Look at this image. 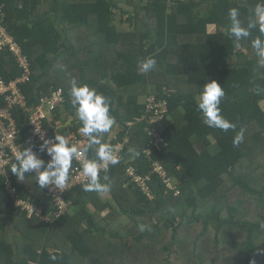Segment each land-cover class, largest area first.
<instances>
[{"label": "trees", "instance_id": "trees-1", "mask_svg": "<svg viewBox=\"0 0 264 264\" xmlns=\"http://www.w3.org/2000/svg\"><path fill=\"white\" fill-rule=\"evenodd\" d=\"M123 1L133 6L120 8L127 13L129 31H119L114 23L120 0H0L1 24L28 59L29 79L20 83L27 105H36L54 89L64 91L62 108L44 122L50 133L78 134L82 126L69 97L71 79L76 78L109 99L119 129L113 136L111 130L104 134L102 142L124 143L120 163L99 174L110 191L85 192L83 184L76 185L67 194L69 209L48 222L15 207L0 176V264H142L124 262L139 258L136 246L154 252L142 259L147 264H217L219 250L228 245L235 248L233 264L256 262L264 240V214L259 220L247 219L246 210L239 212L242 198L228 204V192L239 190L264 210V67L252 47L254 38L264 36L251 29L237 49L227 29L229 9H239L246 27L259 0ZM146 57H154L157 65L143 73L138 61ZM23 72L13 53L0 49L2 78L8 82ZM210 80L223 87L221 114L235 129L225 132L203 123L197 98ZM150 88L166 99L168 122L161 128L163 142L147 156L149 125L138 118L144 113L139 97ZM4 104L0 97V107ZM27 115L14 109L20 141L30 134ZM241 130L244 139L234 146ZM130 149L140 155L134 157ZM93 157L89 150L87 158ZM154 161L174 179L178 194L152 172ZM128 164L150 176L151 195L125 176ZM34 175L25 173L20 181L12 173L11 185L47 213L52 206L46 187L41 189ZM73 205L79 206L77 211ZM139 224L151 231L140 232ZM194 224H202L201 233L189 245H180L181 232ZM209 228L215 232L211 242L203 235ZM165 232L170 242L160 252L158 238ZM237 232L246 239L228 242ZM208 248L213 255L203 262L202 251Z\"/></svg>", "mask_w": 264, "mask_h": 264}, {"label": "clouds", "instance_id": "clouds-1", "mask_svg": "<svg viewBox=\"0 0 264 264\" xmlns=\"http://www.w3.org/2000/svg\"><path fill=\"white\" fill-rule=\"evenodd\" d=\"M230 25L227 34L233 37L234 46L239 49V41L251 35V29L258 28L261 36H264V0L259 2L252 9V17L245 27L239 18V9L231 8L228 12ZM252 47L258 57V64L264 67V39L257 36L252 40ZM139 69L148 73L156 68L157 61L154 57H146L138 61ZM69 91L70 103L76 110V116L81 122L78 129L87 143L80 147L57 131L50 139L44 138L41 134L40 152L46 153L47 161L40 158L31 147L23 148L15 153V163L11 166V172L18 180L23 181L25 173L34 172L35 181L43 189L49 185L64 190L69 179V171L73 160L81 163L82 176L85 178L83 190L85 192L107 193L110 185L100 182V172L108 171L109 166L120 163L117 154L119 149L104 143V134L109 133L115 125V118L110 114V102L103 94L98 93L85 83H79L76 78L71 79ZM225 96L223 87L216 80H210L203 86V90L197 98V106L202 114L203 123L210 128H218L227 132L235 129L236 125L230 122L221 114V100ZM39 131V129H37ZM243 130L233 139V145L239 146L243 141ZM89 150L94 152L92 159L87 158ZM134 157L140 155L139 151L129 150ZM264 227V224L261 225ZM140 232L151 231L145 224H139ZM51 259L55 260L53 255ZM250 264H255L251 261Z\"/></svg>", "mask_w": 264, "mask_h": 264}, {"label": "built area", "instance_id": "built-area-1", "mask_svg": "<svg viewBox=\"0 0 264 264\" xmlns=\"http://www.w3.org/2000/svg\"><path fill=\"white\" fill-rule=\"evenodd\" d=\"M171 1L174 0H169V2ZM3 15L4 13L0 8V16ZM2 48H8L13 53L24 72L21 77H17L8 82L0 75V97L5 101L4 106L0 107V176L5 179L7 192L10 194L15 207L26 212L28 216L36 215L40 220L48 222L64 214L69 209L68 191L76 185L86 182L82 176L81 163L74 160L75 163L69 171V179L64 190L57 189L52 185L46 187L45 196L49 199L52 206V209L47 213L43 212L41 206L19 196L18 190L11 185V166L15 163V153L17 151L27 147H31L34 152L35 149L39 150L40 144L43 143L40 138L41 134L46 139L54 136L50 133V129L44 122L49 121L53 116L54 110L63 105L65 101L64 91L61 88L54 89L49 94L41 96L36 105L29 107L26 96L20 87V83L29 79L28 59L22 53L20 46L16 43L12 35L3 27L0 19V49ZM143 104L144 113L138 120H145L149 125L146 130L149 141L144 149L145 154L149 156L151 147H158L160 142H163L160 124L164 120L167 112V101L164 97L158 96L153 92H148ZM14 109H21L28 112L27 124L30 134L28 137L22 139V141H20L21 131L17 126ZM60 134L66 136L71 143L80 147H83L87 143L86 137L79 133V131V135L73 131L67 132L66 134L60 132ZM123 144V142H118L114 146L119 149L117 153L119 157H121ZM152 172L157 173L163 179L166 186L174 191V194L179 193L178 187L174 184V179L167 175V171L160 162H152ZM29 173L35 174L34 172ZM124 174L134 181L147 195H151L148 188V180L150 178L148 174L143 175L138 173L136 167L132 164L127 165Z\"/></svg>", "mask_w": 264, "mask_h": 264}, {"label": "rangeland", "instance_id": "rangeland-1", "mask_svg": "<svg viewBox=\"0 0 264 264\" xmlns=\"http://www.w3.org/2000/svg\"><path fill=\"white\" fill-rule=\"evenodd\" d=\"M121 2L119 3V8H115L114 9V12H115V15H114V22L117 23V26H119L121 29H129L131 30V26H130V23L128 22V19H127V13H122L120 11V8L124 9V10H128V9H133V6L130 5L129 3L128 4H125L123 0H120ZM120 19L122 21H120ZM128 30V31H129ZM150 91L149 92H154L155 90H152V88L149 89ZM148 92L146 93H142L141 96L139 97V101L144 103L145 99H146V96H147ZM262 105L264 106V103H262ZM164 123L167 124L168 122V118L165 117V119L163 120ZM162 122V123H163ZM161 126V124H160ZM163 126V124H162ZM119 127H112L111 131H112V134L111 136H113L117 131H118ZM259 158V157H258ZM259 161V159H258ZM264 166V165H263ZM264 168V167H263ZM245 170V169H244ZM260 170H264V169H260ZM257 172H255L256 174ZM239 174V172H237V175ZM256 176H258V174H256ZM237 198H242V203H240L239 205V212H243L244 210H246L247 212V219H251V220H259L262 218V215L264 214V210L260 209L258 207V203L255 202V200H253L252 197H245L243 196L239 190L237 191H229L228 192V204H233L235 202V200ZM90 206V205H89ZM94 208H89V210L93 211ZM240 214V213H239ZM240 216L238 215L237 218H239ZM124 220L125 217H123ZM202 231V224H194L193 227H191L189 230H186V231H183L181 232V244L180 245H184V246H187L189 245V242L190 240L193 239V237L195 235H197L199 232L201 233ZM214 230L209 228L203 235H205V238L204 240L206 239H209V241L211 242L213 237H214ZM221 238V242H222V235L219 236ZM158 244H159V247H156L157 249H159L160 252L161 251V247L164 245V244H167L170 242V236H169V233L168 232H165L162 236H160V238H158ZM239 239H246L245 238V234L242 233V232H237V233H234L230 236V238L228 239V242L230 240H239ZM263 239H264V233H263ZM144 244V243H143ZM179 245V246H180ZM222 246H224L223 244H221ZM171 246V245H170ZM212 246V245H211ZM135 251L139 254V258H135L133 256H130L128 257L124 262L127 263L128 262H135L137 263L139 260L142 264H147V263H144L142 261V259L147 255V254H154V252H151L150 250L146 251V250H139L141 249L139 246H136L135 247ZM211 248H208L207 252L206 250L205 251H202V254H201V257H203L204 261H207L208 260V257L213 255V253L210 252ZM262 250V251H261ZM219 252L221 253V255L219 256V258L215 261L217 264L218 262L220 264H226V261L224 260H227L228 259V264H233L232 263V258H233V255H234V252H235V248H233L232 246H225L224 248L220 249ZM258 252H259V257L258 259L256 260L255 264H264V240L262 242V249L258 248ZM227 253V254H226ZM157 254V253H156ZM159 254V253H158ZM226 254V255H224ZM196 264H207V263H201L198 261V263Z\"/></svg>", "mask_w": 264, "mask_h": 264}, {"label": "crops", "instance_id": "crops-1", "mask_svg": "<svg viewBox=\"0 0 264 264\" xmlns=\"http://www.w3.org/2000/svg\"><path fill=\"white\" fill-rule=\"evenodd\" d=\"M128 10H131V9H128ZM120 21H122V20L120 19ZM114 23H115V22H114ZM115 25H116V27H117V29H118L119 31H128V30H129V29H121L119 26H117V23H115ZM213 28H214V27L212 26L211 29H213ZM162 122H163V121H162ZM162 122H161V126H160V127H161V128H164V126H165L166 123H164V122L162 123ZM162 124H163V126H162ZM113 127H117V126L114 125ZM111 134H112V131H111ZM110 136H111V135H110ZM105 198H106V197H105ZM88 207H89L90 209L93 208L92 205H90V206L88 205ZM70 208H73V211H77L78 208H79V206H78V205H73L72 207L70 206ZM90 212H91V210H90ZM103 214H104V212H103Z\"/></svg>", "mask_w": 264, "mask_h": 264}, {"label": "water", "instance_id": "water-1", "mask_svg": "<svg viewBox=\"0 0 264 264\" xmlns=\"http://www.w3.org/2000/svg\"><path fill=\"white\" fill-rule=\"evenodd\" d=\"M70 122H71V119L67 120V122L63 124V126H67Z\"/></svg>", "mask_w": 264, "mask_h": 264}]
</instances>
